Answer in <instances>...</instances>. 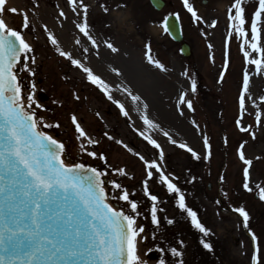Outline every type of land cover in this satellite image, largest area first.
Masks as SVG:
<instances>
[{
    "label": "rangeland",
    "instance_id": "obj_1",
    "mask_svg": "<svg viewBox=\"0 0 264 264\" xmlns=\"http://www.w3.org/2000/svg\"><path fill=\"white\" fill-rule=\"evenodd\" d=\"M9 1L7 0V7L11 8ZM15 1L20 12H5L2 18L9 26L21 30L34 48L36 63L30 66L35 70V76L21 73L25 90L34 80L35 99L44 106L36 111L44 116L47 122L60 123L59 128L44 130L64 142L67 162H85L101 169L108 165L112 169L126 168L129 176L110 170L105 179L118 180L129 189L130 193H133L132 198L139 201L140 216L137 218V223L143 225L145 229L141 237H147L146 240H138L141 258L147 260L148 264H159L161 258L166 264H178L180 259L184 260V264H251V256L258 245L259 255L264 264V201L258 198L257 192H248L243 188L245 165L237 154L239 144L247 141L246 157L253 160L250 168V183L253 186L256 183L264 184V125L256 126L257 108L253 106L251 100L246 99L247 112L242 123L253 126L250 131L256 133V138L253 139L249 133L241 132L235 123L240 115L238 100L246 68L250 73L249 94L256 99L260 109L264 110V104H260L259 101V97L264 95V73L257 75L254 65L245 64L240 50L241 38L235 35L230 39L227 38L229 32L227 9L233 0H191L198 14L208 23L194 22L191 14L183 7L182 0H164L165 5L159 11L155 10L148 0H85V3L90 5L88 21L92 26V34L101 41V46L104 47L103 40L110 39L118 48L129 50L135 55L126 60L122 54L118 57L115 56L117 53L104 49L109 56L102 58L106 60L104 62L107 65L109 64L110 69L117 67L125 71L126 65L127 69L133 70V67L140 64L155 71L156 78L179 86L182 92L188 94L187 99L193 101L195 111L192 112L183 105V115H181L179 108L175 110L169 106L172 99L170 93L159 91L157 97L148 100L145 97V101L151 105L148 109L149 116L160 125L159 131L155 134L167 142L163 149V160L159 159L158 150L148 144L137 131L144 125L139 118L140 114H137L136 105L128 103L129 111L133 113V116L130 115L131 120L120 115L116 106H112L103 94H99L95 88L83 81L82 71L71 66L67 60H61L56 55L54 47L48 42L43 25L49 26V23L59 25L64 21L66 25L64 38L73 40L74 49L71 51L74 56L76 53L81 56L79 46L74 43L78 35L74 27L76 16L71 11L68 0H38V6L37 0ZM104 4L110 8L108 13H105L101 7ZM117 4L126 7L117 8ZM243 6L248 20L246 28L250 40L251 18L258 6V0H244ZM61 8L67 15L66 19L59 17ZM24 12H27L30 20V27L27 29L22 28ZM170 13H179L184 40L191 47V54L188 57L181 55L180 44L173 42L163 29L164 18ZM213 19L217 20V24L215 27H209L208 24ZM259 27L264 29V23ZM83 42L87 43L86 39ZM149 43L150 54L165 65L166 71L156 68L147 61L145 45ZM261 43L264 44V31L261 32ZM64 44L69 45L67 42ZM209 44L212 48L208 47ZM102 51L100 48L101 56L104 55ZM225 51L228 52L229 64L221 82L220 72L224 69ZM89 55L90 60H95L99 74L108 76L110 81L118 79L123 83L127 76L134 85L132 76L129 75L130 70L118 77L114 73H109L108 66L104 67L98 62L101 58L98 59L94 52ZM185 72L188 73L187 76L184 75ZM192 79L197 82L195 93L191 92ZM137 87L138 85H135L132 90H137ZM74 94H78L81 99L76 100ZM142 102H144L143 97ZM106 110H109V114ZM158 111L162 113V117L157 116ZM73 112L88 133L93 138L100 139L101 143L90 150L104 152L108 165L79 150V142L75 139L74 126L70 120V114ZM96 112L100 113V117L95 115ZM172 115L190 130L193 139L191 144H187L196 151L203 152V142L200 131L192 125L191 120L194 118L201 129L209 135L213 146L210 160L194 159L186 149L172 144L163 135V132L167 131L174 139L180 135H177L179 132L183 134L182 139L187 136L184 130L180 131L175 125L176 121L169 123V119H173L170 118ZM104 131H109L116 139L123 140L146 158L157 159L166 173H172L176 177L173 182L185 192L187 204L197 211L201 222L211 230L205 237L213 244L211 252L203 248L200 243L203 234L191 225L186 213H182L177 208L175 195L169 194L158 182V174L155 170L154 178L149 181V189L160 198L162 211L159 212L160 226L151 223V201L144 196L142 187V181L146 176L143 162L121 145L103 137ZM225 136L228 138L227 145L224 143ZM220 175L225 176L223 182L219 180ZM193 176L196 177L195 181L192 180ZM106 187L110 192L112 191L110 185ZM224 192L227 193L226 196ZM217 200L220 201L219 204L216 203ZM110 202L127 207L122 201L112 199ZM241 205L250 214L249 227L257 235L255 244L249 230L243 227L242 217L232 210L233 206ZM165 217L174 218L175 223L167 224ZM181 240L184 241L183 245L179 243ZM172 247L182 251L183 256H173L170 251ZM161 248L164 251H160ZM148 249L152 251L149 252Z\"/></svg>",
    "mask_w": 264,
    "mask_h": 264
},
{
    "label": "snow or ice",
    "instance_id": "obj_2",
    "mask_svg": "<svg viewBox=\"0 0 264 264\" xmlns=\"http://www.w3.org/2000/svg\"><path fill=\"white\" fill-rule=\"evenodd\" d=\"M244 0H233L227 9L229 32L227 38L233 35L241 38L240 50L246 65H254L256 74L264 73V44L261 43L259 25L264 23V0H258L251 18V38L246 28L248 20L245 16ZM71 11L76 16L74 27L78 33L75 45L79 46L81 56L73 55L72 51L65 50L48 26L43 25L48 42L54 47V51L71 66L79 69L85 75L87 81L95 86L108 101L116 106L120 115L131 120L129 108L125 102L116 98L115 92L130 98L136 105V111L140 114L146 131L159 129L148 113L149 105L142 102V97L134 93L132 88L125 83H116L106 80L96 72L90 63V53L101 58L99 41L92 34V26L88 21L90 5L85 0H68ZM183 7L191 14L194 22L208 23L198 14L191 0H182ZM38 6V0H37ZM59 8V5H57ZM103 11L108 13L110 8L101 5ZM126 7L117 4V8ZM5 12L18 13L16 7H7V0H0V264H148L139 255L138 240L147 239L141 237L145 231L144 226L137 223L140 216L139 201L132 198L133 193L116 179L107 180L109 171H114L123 176H129L126 168L112 169L108 165L104 152L90 150L101 143L100 139L93 138L75 112L70 114L71 124L74 126L75 139L79 142V150L93 159H99L108 167L101 169L85 162H67L65 156V144L56 139L44 129L59 128L60 123H49L44 116L38 114L36 109L43 108L35 99V81H31L30 87L25 90V84L21 73H27L34 77L36 72L30 66L36 63L33 45L25 38L22 31L9 26L2 18ZM179 18V13H174ZM59 17L67 18L65 11L59 10ZM167 21V17L165 18ZM217 20L213 19L209 27H215ZM30 27L27 12L23 13L22 28ZM171 25L165 23V31ZM207 35V33H204ZM86 39L87 43L83 40ZM103 46L113 53L119 52V48L110 40L102 41ZM212 48V45H208ZM227 47V42H226ZM147 61L156 68L166 71L165 65L154 59L151 53V45H145ZM228 52L225 51L224 69L220 72V81L225 77L228 68ZM111 72L116 76H122L117 67H111ZM188 75L187 72L184 73ZM250 73L246 68L243 75V86L239 95L240 115L235 123L239 130L249 133L253 139L256 133L250 131L252 125H244L243 117L247 112L246 99L251 100L255 112L256 126L264 125V110L260 109L256 99L249 94ZM197 90V82L191 80V92ZM187 93L181 92L178 97L177 107L183 115V105L194 112L193 101L187 99ZM76 100L81 97L74 94ZM260 104H264V95L259 97ZM95 115L100 117V113ZM192 125L200 131L203 142V152L196 151L185 142H180L172 135L164 131L174 145L186 149L196 159L210 160L213 151L209 135L201 129L193 118ZM140 136L148 144L158 150L160 160L164 158L161 144L151 135L137 129ZM103 137L121 145L128 152L133 153L143 162L146 176L142 181L143 194L151 201V223L157 227L161 224L159 212L160 198L149 189V181L158 174V182L162 184L169 194L175 195L177 208L186 213L191 225L202 233L200 240L204 249L213 250V244L205 239L211 230L208 229L198 217V213L186 202L185 192L173 181L176 177L172 173H166L157 159H148L138 151H134L123 140L116 139L109 131L103 132ZM225 145L228 138L224 137ZM243 141L237 148L239 159L243 162V188L248 192H257L258 198L264 201V184L250 183V168L253 160L246 157ZM259 157H257L258 159ZM134 178V177H130ZM195 181L196 177L193 176ZM219 180H225L224 175ZM106 185L111 186V192ZM225 196L226 192L223 193ZM115 199L124 202L125 206H117L110 202ZM220 203L219 200L216 201ZM232 210L242 217L243 227L249 230L251 239L255 244L257 235L249 227L250 214L244 206H233ZM167 224L175 223L174 218L165 217ZM180 245L184 241H179ZM152 251V249H148ZM160 251H164L163 248ZM175 257H182L183 252L177 247L170 249ZM257 245L251 256V264H262ZM159 264H166L163 258ZM178 264H184L180 259Z\"/></svg>",
    "mask_w": 264,
    "mask_h": 264
},
{
    "label": "bare ground",
    "instance_id": "obj_3",
    "mask_svg": "<svg viewBox=\"0 0 264 264\" xmlns=\"http://www.w3.org/2000/svg\"><path fill=\"white\" fill-rule=\"evenodd\" d=\"M9 4L12 7H16L17 8V3L15 0H10ZM60 25V24H59ZM65 25V24H64ZM51 30L54 32V34L57 36V38L59 39L60 43H64V32H62L58 25H54L53 23H49L48 26ZM62 46V45H61ZM101 49L103 50V56H101V60H99L98 62H100V64L105 65V59L103 60L102 57L106 58L107 56H109L107 54V52L104 51V49L101 46ZM120 54H122V56H125V59L128 60L130 57L135 56L133 54H131V52L128 50H124L122 48L119 47V52H117V54H115V56L120 57ZM95 60H90L91 66L94 68V70L97 72L96 70V63H94ZM107 66V65H106ZM125 71L122 70L121 72L122 75L124 73H128L126 71L130 70V68L127 69V66L125 65ZM124 68V67H123ZM133 70L129 71V75L132 76L131 80L133 81V84H131V82L129 81V77L126 76V80H125V84L129 85L132 89L134 88L135 85H138L137 90H133L134 93L139 94L141 97L144 98V102H146V98L151 99L153 97H157L158 92L160 91L162 92H168L170 93L169 95L171 96V103L169 104V106L173 107L175 110H177V102H178V97L180 95V93L182 92V90L179 88V86L174 85L167 82H164V80H162L161 78H156V73L153 70H149L143 66H141L140 64H137V66L132 68ZM103 77L110 81L109 77H105V75H103ZM120 77V76H119ZM108 78V79H107ZM112 81V80H111ZM115 82V81H112ZM119 83H123L121 80H118ZM117 83V82H116ZM139 90V92H138ZM116 98L121 99L123 102H125L126 106L128 107V103H130L131 105L133 104L135 106V104L131 101L130 98L126 97L125 95H122L120 92H115L114 93ZM146 97V98H145ZM147 104L149 105V108L151 107V105L149 104V102H147ZM151 112V111H149ZM152 113V112H151ZM139 115V113H137ZM130 115L133 116V113H130ZM157 116H161L162 117V113L158 111ZM152 117V116H151ZM173 118V115L170 117ZM172 121H176L175 125L179 128L180 131L184 130V133L187 134L186 138L182 139L183 134H181L180 132L177 134L179 136L176 137V140L180 141V142H185V143H189L191 144L192 142V135L190 134V130L187 129L184 124L180 123L177 121V118H173V119H169V123H172ZM174 123V122H173ZM144 127V126H143ZM140 127L138 128L140 131H144L146 135H151L154 139H156L162 146L163 149H165L166 146V140L164 139H160L159 137H157V134H155L157 131H159L158 129H152V131L154 132H150V131H146L145 128ZM175 134V135H176ZM182 135V136H181ZM188 144V145H189Z\"/></svg>",
    "mask_w": 264,
    "mask_h": 264
},
{
    "label": "water",
    "instance_id": "obj_4",
    "mask_svg": "<svg viewBox=\"0 0 264 264\" xmlns=\"http://www.w3.org/2000/svg\"><path fill=\"white\" fill-rule=\"evenodd\" d=\"M150 3L155 7L157 10L161 9L164 5V2L162 0H149ZM165 23L171 25L169 30L167 31L169 36L177 41L180 42L182 40V33H181V27L178 18L175 15H168L167 21L164 22V28ZM181 53L185 56L190 54V47L187 43L181 44Z\"/></svg>",
    "mask_w": 264,
    "mask_h": 264
},
{
    "label": "flooded vegetation",
    "instance_id": "obj_5",
    "mask_svg": "<svg viewBox=\"0 0 264 264\" xmlns=\"http://www.w3.org/2000/svg\"><path fill=\"white\" fill-rule=\"evenodd\" d=\"M71 50L73 51V49H71ZM76 56L79 57V55H77V53H76ZM106 113L109 114V110H106Z\"/></svg>",
    "mask_w": 264,
    "mask_h": 264
}]
</instances>
